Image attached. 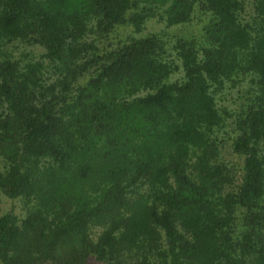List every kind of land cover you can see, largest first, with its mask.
I'll return each instance as SVG.
<instances>
[{"label": "trees", "instance_id": "1", "mask_svg": "<svg viewBox=\"0 0 264 264\" xmlns=\"http://www.w3.org/2000/svg\"><path fill=\"white\" fill-rule=\"evenodd\" d=\"M0 197V264H264V0H0Z\"/></svg>", "mask_w": 264, "mask_h": 264}, {"label": "rangeland", "instance_id": "2", "mask_svg": "<svg viewBox=\"0 0 264 264\" xmlns=\"http://www.w3.org/2000/svg\"><path fill=\"white\" fill-rule=\"evenodd\" d=\"M195 27H198V26H196V25H194ZM191 27H193V26H190V27H186V29H189V30H186V29H183V28H180V29H178V28H175V29H173L172 31H171V33L170 34H175V33H183V34H185V33H193V30H191ZM236 106L234 105V106H232L231 107V109L232 108H235ZM229 158L231 159V160H236V158H235V156H229ZM3 202H2V201ZM5 210H11V211H13V212H15L16 214H18V215H23V213H24V207H23V202L21 201V200H8V199H2V197H0V211L2 212H4Z\"/></svg>", "mask_w": 264, "mask_h": 264}]
</instances>
